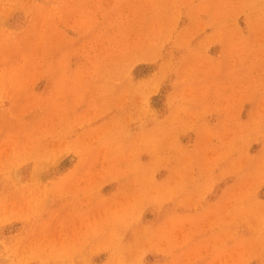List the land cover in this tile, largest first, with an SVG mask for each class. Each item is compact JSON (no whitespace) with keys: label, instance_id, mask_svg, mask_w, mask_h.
Returning <instances> with one entry per match:
<instances>
[{"label":"rangeland","instance_id":"374dc122","mask_svg":"<svg viewBox=\"0 0 264 264\" xmlns=\"http://www.w3.org/2000/svg\"><path fill=\"white\" fill-rule=\"evenodd\" d=\"M0 264H264V0H0Z\"/></svg>","mask_w":264,"mask_h":264}]
</instances>
